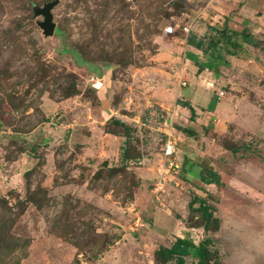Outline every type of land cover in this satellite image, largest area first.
Masks as SVG:
<instances>
[{"label":"rangeland","instance_id":"374dc122","mask_svg":"<svg viewBox=\"0 0 264 264\" xmlns=\"http://www.w3.org/2000/svg\"><path fill=\"white\" fill-rule=\"evenodd\" d=\"M49 1L0 0V264H176L154 252L178 237L210 238V264H264V0H58L46 36ZM216 27L255 43L214 58ZM170 79L207 92L192 120Z\"/></svg>","mask_w":264,"mask_h":264},{"label":"trees","instance_id":"16d2710c","mask_svg":"<svg viewBox=\"0 0 264 264\" xmlns=\"http://www.w3.org/2000/svg\"><path fill=\"white\" fill-rule=\"evenodd\" d=\"M214 31L217 35V37H212L208 43L209 47V52L211 53L212 57L217 59L223 58V53L221 52L223 49L225 52L229 55H236L237 53V48H240V46H243V43H249L253 44L252 36L251 34L247 33V31H242L240 32V40L242 42L238 41H233V37L231 35V31L226 28H214ZM187 43L193 46L194 48L197 49H202L203 51H207L208 48L203 49V44L205 43L202 38H199L196 40V36L194 34L190 35L187 37ZM94 70H96V77L98 78V81H103L104 85L102 88L98 91V97H99V102L101 103L100 105V114L104 119H106V116L109 115L110 111L109 108H107L106 103H108V100L102 96L103 91L106 88V85L108 84V72L102 71V68L100 66L93 67ZM222 92H220L221 94ZM219 96V95H218ZM184 107H187L189 114H190V120L193 119L195 116L196 112L194 108L190 105L189 102L185 101L183 103ZM115 123L120 124L123 128H127L126 125L121 121V120H114ZM181 132L186 133L188 136L195 134L194 128L191 126H185L179 128ZM129 131V128H128ZM125 151V149H124ZM174 154V153H173ZM172 154V155H173ZM171 155V156H172ZM123 158L125 160L129 159L125 154L123 155ZM176 154L174 155V160H176ZM173 160V159H172ZM179 162V160H178ZM219 177L216 174H213V176L210 179H206L205 174L202 173L200 175V180L204 183H217ZM200 196H194V199H192L189 202V207L195 215L197 213L199 216L204 220V229H207L209 226V222L211 221L212 218V212L210 210V206L206 205L202 200ZM199 201L197 207H192L194 202ZM193 213V215H194ZM210 238H204L202 239L197 245H194L190 241L183 239V238H175V240L170 243L167 246H161L158 250H156L155 256L156 259H159L162 263H167L169 261L174 260L176 264H184L185 263V257H191L193 259H196L197 264H210V256L212 255V252L209 250V243H210Z\"/></svg>","mask_w":264,"mask_h":264},{"label":"crops","instance_id":"0c3cea01","mask_svg":"<svg viewBox=\"0 0 264 264\" xmlns=\"http://www.w3.org/2000/svg\"><path fill=\"white\" fill-rule=\"evenodd\" d=\"M185 42L187 45V47H186V50H187V49H189L188 46L191 47V45L187 43V39L185 40ZM174 49H176V47H174L173 50ZM189 50H188V53H191V51H189ZM181 64H182V66L179 68L180 69L179 74H181L182 79H183V77H187L186 79H188L192 83V76H194V75L192 74L193 67H192L191 61H189V59L185 58L184 62H182ZM186 73H188V75H186ZM194 82H195V80H194ZM159 85H162L164 88L170 89V91L176 95L182 96V93H184V96H186V97H184V99L190 103V105L194 108L196 114L199 113V111H201V106L199 105V103L197 104L198 100H196V99H197V96H200V95L201 96H207V92H205L204 90L197 88V86H195V85L193 86L194 88H191V89H193L192 92H191L190 88L186 89V87H181L180 89H177V87H176L177 83L175 85V82L171 81V79H170V83L161 81V82H159ZM202 91H204V92L202 93ZM212 94L216 95L214 90H213Z\"/></svg>","mask_w":264,"mask_h":264},{"label":"water","instance_id":"95a60500","mask_svg":"<svg viewBox=\"0 0 264 264\" xmlns=\"http://www.w3.org/2000/svg\"><path fill=\"white\" fill-rule=\"evenodd\" d=\"M57 2L58 0L49 1L42 6H36L33 9L34 15L42 16V20L38 22V25L46 36L52 35L54 32L55 23L52 20L51 9L57 4Z\"/></svg>","mask_w":264,"mask_h":264},{"label":"built area","instance_id":"2783aa9c","mask_svg":"<svg viewBox=\"0 0 264 264\" xmlns=\"http://www.w3.org/2000/svg\"><path fill=\"white\" fill-rule=\"evenodd\" d=\"M175 27L173 25H168L164 27V33L166 34H174L175 33ZM184 32H188V27H183ZM175 151L174 142H172L170 139L166 141L163 147V153L165 155V162H166V168H174V166H177L174 160L170 159L169 156H171ZM164 167V165H162ZM164 170V168H162Z\"/></svg>","mask_w":264,"mask_h":264}]
</instances>
